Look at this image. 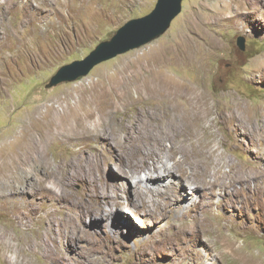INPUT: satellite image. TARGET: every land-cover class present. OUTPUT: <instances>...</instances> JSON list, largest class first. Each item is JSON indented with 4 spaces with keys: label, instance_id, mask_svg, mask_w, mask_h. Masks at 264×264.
Segmentation results:
<instances>
[{
    "label": "rangeland",
    "instance_id": "obj_1",
    "mask_svg": "<svg viewBox=\"0 0 264 264\" xmlns=\"http://www.w3.org/2000/svg\"><path fill=\"white\" fill-rule=\"evenodd\" d=\"M156 1L0 0V150H14L18 139L19 146L29 114L50 105L62 116L57 122L66 124L65 118L85 115L92 103L106 107L115 101L110 113L115 125L135 121L142 127L144 120L160 122L159 106L151 119L138 120L137 110L150 114L153 104L137 87L196 85L212 108L204 122L211 126L178 135L182 143L177 146L201 159H211L207 148H217L210 170L221 171L224 181L237 172L231 192L215 187L204 193L197 187L200 176L180 177L175 166L158 183L143 182L139 188L164 189L169 181L179 180L186 194L179 204L159 192L146 191L141 198L134 190L136 178L119 172L116 152L123 151L99 136L68 142L67 133L55 130L45 147L56 169L55 185L39 173L37 189L26 197L8 191L7 198L0 197V264H242L233 253L220 250L221 238L264 264V0H182L181 11L159 37L96 64L77 80L48 86L60 66L83 58L125 22L149 13ZM120 85L131 86L122 102L116 95ZM238 99L241 111L225 120ZM158 133L166 145L162 159L171 166L173 159L166 158L169 140L157 128L147 134ZM79 148L101 163L86 168L83 180L66 186L68 201L61 193V175ZM137 153L135 149L134 158L124 163L134 164ZM184 165L190 170L188 162ZM13 176L17 181L16 171ZM26 181L24 177L20 184ZM93 182H102L108 194L109 214L103 217L85 210L99 201L88 193ZM24 236L39 240L30 243ZM47 244L55 254L44 251Z\"/></svg>",
    "mask_w": 264,
    "mask_h": 264
},
{
    "label": "bare ground",
    "instance_id": "obj_2",
    "mask_svg": "<svg viewBox=\"0 0 264 264\" xmlns=\"http://www.w3.org/2000/svg\"><path fill=\"white\" fill-rule=\"evenodd\" d=\"M190 56L191 55H187V57ZM130 88L131 86L128 85H120L117 88L119 93L116 92L117 100L122 102L124 99H126V97H129ZM136 90H143V93H147L144 98H148V100H150L153 104V112H150V114L145 110H137V119L142 120L143 117L145 119H151L152 114L155 112L154 108L159 106V114L157 116L160 119L159 123H153L150 120H144L143 126L138 127L135 121L133 123L127 124L125 123L126 121L124 122L122 119V122L115 125V121L111 120L112 115L110 116L111 111H113L111 108L114 106L115 101H109L106 107H100L97 105V103L91 102V107L85 115L83 114L82 116L75 115L67 117L65 118L66 124L65 122L60 123L61 120L57 122L58 119H62V116L59 117L60 114L55 111L56 108L54 109L52 105H50L48 109L36 110L30 113L20 130L21 142L19 146H17L19 143L18 139V142L16 143L17 148L15 147L14 150L10 151L4 148L0 150V197L7 198L8 194L6 191L10 192L12 196L18 195L19 198L26 197L32 192V190L37 189L39 173L49 183L55 185L56 169L50 166V161L45 151L46 144L52 138V134L55 133V130L64 134L67 133L65 140L68 142H83L91 136H99L106 139L107 145L110 147L114 146V150L119 148L121 151H123L124 154L116 152L117 160L120 161L119 172L123 176H127L130 173V175L136 178L134 181V187L136 189L134 190L136 194L140 195V197L141 194L145 193L146 191L159 192L164 194L169 201H174V203L179 204V202L186 197V194L182 189V184L178 182L179 180L177 182L169 181L166 185H164V189L151 188L148 186H145V190H141L139 188V186L143 187V182L148 183L149 181H152L158 183V181L162 178L172 174L174 172L175 166H177L178 168H176L180 171V177H187L191 173L200 176V183L195 185H197L198 188H202L204 193L215 187H218L222 190L229 188L232 185V182L235 180L237 172L232 173L231 171V175H229V181H224V179L221 178L224 175L221 171H214L212 173L210 170L211 165L213 164V156L216 155L217 148H215V151L212 150L211 146L207 148L206 152L208 156L211 157V159H207L209 157L204 155L203 159H201L200 157L195 158L192 155L188 156L184 154L186 150L184 149L182 151L181 146H177L178 142L182 143V141L178 139V135L191 134L192 127H196V130L200 132L202 130H208L209 126H211L210 123L208 127L204 125V122L209 118L212 111L211 106L204 100V96H206L204 91L196 85L179 87L170 84H167L166 86H162L160 84H145L144 86L137 87ZM155 98L157 100H155ZM242 107L243 102L241 99L233 101L230 108L225 112V120H231L234 118L237 114H239ZM96 115H98L97 118H94ZM155 128H157L158 132L163 134L164 137L167 138L171 143L169 148V156H166L167 159H173L171 166L167 164L168 160L165 159L167 162H164L161 156V153L166 148L163 138L159 133L154 136L147 134L148 132L153 131ZM117 130H119V132H117ZM111 131H114L115 133ZM209 131V134L215 137V133L212 132L213 130L211 131V128ZM262 132L264 133V121ZM118 133H121V135L118 136ZM120 140H122V142ZM144 144H149V147L142 148V145ZM199 144L204 145L205 141H202L199 138ZM135 149H137L138 152L136 162L134 164L124 163L125 161L134 158L133 152ZM77 150L79 152L64 165L61 175V177L65 179V182L62 184L61 193L68 201L69 198L67 195L66 186L69 185L71 181L77 179L83 180L85 178L86 168H90L91 165L97 166L101 163L99 158L95 159L91 158L89 155H86L85 152H83V149L79 148ZM195 150L197 156H199V150ZM177 153L181 154L179 158L175 157ZM171 156H173V158H171ZM185 162H188L191 165L190 170L185 167ZM201 162H203V164ZM15 171L18 174L17 181L13 176ZM141 171H144V176L140 175ZM24 177L27 179L26 183L20 184L21 179ZM43 189L50 191L46 187ZM88 193H90L91 196L98 198L99 201L95 203V206L87 207L85 210L87 212H94L96 216L100 217L108 215V210L105 207V203L107 201L106 197L108 194L104 184L102 182L91 183L88 188ZM83 205L80 207V209L83 207ZM124 208V206L121 207L120 211H122ZM71 219L72 218L70 216L66 215L65 221L67 223H70ZM199 221L204 226L207 225L204 220L202 221L200 219ZM24 238V240L30 243H35L39 240V237L29 238L24 236ZM219 243L220 250L233 253L242 264H259V259L247 256L246 254L240 252L239 246H237L234 241L221 238L219 239ZM43 249L48 255L55 254L48 244L45 245ZM197 255L200 256V253L197 252Z\"/></svg>",
    "mask_w": 264,
    "mask_h": 264
},
{
    "label": "water",
    "instance_id": "obj_3",
    "mask_svg": "<svg viewBox=\"0 0 264 264\" xmlns=\"http://www.w3.org/2000/svg\"><path fill=\"white\" fill-rule=\"evenodd\" d=\"M181 2L182 0H157L149 13L125 22L110 38L100 41L83 58L60 66L49 79L48 86L77 80L87 75L96 64L159 37L181 11ZM237 43L243 49L242 37H238Z\"/></svg>",
    "mask_w": 264,
    "mask_h": 264
}]
</instances>
